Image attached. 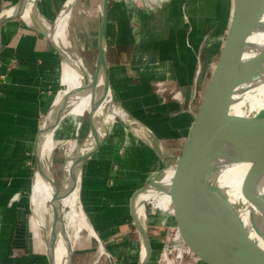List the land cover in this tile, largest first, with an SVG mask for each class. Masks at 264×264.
Instances as JSON below:
<instances>
[{
	"label": "crops",
	"instance_id": "0c3cea01",
	"mask_svg": "<svg viewBox=\"0 0 264 264\" xmlns=\"http://www.w3.org/2000/svg\"><path fill=\"white\" fill-rule=\"evenodd\" d=\"M18 2L0 0L1 18L9 16L2 12ZM66 2L36 0L33 17L20 14L0 24V264H49L30 225L27 182L35 171L32 158L37 133L61 85L62 58L43 30ZM183 3L169 0L147 17L128 5L125 12L108 5L106 77L116 100L146 102L157 97L151 87L159 82H177L181 89L180 84H187L180 79L192 72L194 40L189 44L183 37L187 36L182 25ZM190 88L192 98L195 85ZM155 101L166 111L161 100ZM192 110L188 105L187 111ZM120 130L115 118L109 121L98 135L107 132L108 137L82 166L80 206L95 236L79 235L73 244V264H139V238L129 202L139 182L131 165L144 156H133L131 151L139 147L128 144V137L124 144L118 141ZM163 231H148L152 245L163 240Z\"/></svg>",
	"mask_w": 264,
	"mask_h": 264
},
{
	"label": "water",
	"instance_id": "95a60500",
	"mask_svg": "<svg viewBox=\"0 0 264 264\" xmlns=\"http://www.w3.org/2000/svg\"><path fill=\"white\" fill-rule=\"evenodd\" d=\"M24 4L25 0H19L13 13L3 19L0 16V24L5 19L20 15ZM230 4L222 48L203 88L200 102L190 113L180 151L171 155L155 183L153 181L141 188L154 183L150 193L169 197L171 212L158 209L161 222L166 225L182 264H264V188L259 183V177L264 172V110L260 109L254 115H237L230 111L233 103L240 101L264 78V45L259 46L258 43L261 31L253 27L255 14L264 9V0L259 4L258 0H231ZM107 9L108 0H99V46L93 76L97 78L102 72L105 83ZM58 16L43 33L63 60L60 47L50 35ZM55 111L59 114L61 108L56 107ZM39 134L40 128L34 145L36 168ZM91 152L80 160V169ZM209 157L224 158L225 166L230 167L246 164L240 185L241 200L233 203L227 195L222 197L219 233L214 237L205 233L191 205V188L200 162ZM170 169L169 181H162V176ZM134 195L130 199L129 210L139 238V264H151L152 246L147 229L143 233L136 226ZM146 203L154 202L145 200L144 205ZM51 213L49 244L54 255L62 221L57 204H51ZM51 253L46 252L49 264H53ZM184 254L191 259L182 260ZM67 260L68 264H72V251Z\"/></svg>",
	"mask_w": 264,
	"mask_h": 264
},
{
	"label": "bare ground",
	"instance_id": "6f19581e",
	"mask_svg": "<svg viewBox=\"0 0 264 264\" xmlns=\"http://www.w3.org/2000/svg\"><path fill=\"white\" fill-rule=\"evenodd\" d=\"M35 1L25 0L20 13L27 17H33ZM260 2L261 0H258V4ZM74 3L75 0H69L50 34L63 54L61 75L64 76V80L60 85L53 109L44 117L40 125L36 149L38 168L35 167L31 184V210L40 231L42 245L48 253L53 251L49 244L51 219L46 215L49 210L50 215L52 214L51 204L53 203L58 205L61 212L62 221L57 233L54 255L51 253L53 264H68L67 257L81 231L84 230L89 235L95 236L79 204L82 169H80V160L91 151L92 154L106 140L108 133L98 137L99 133L109 121L120 115L114 103L113 91L104 82L103 73L99 72L97 78L90 77L81 61L68 49L66 28ZM15 8V5L12 6L2 12V15L13 13ZM253 23L254 29L261 31V35L258 37L259 46L264 45V9L255 14ZM48 28L50 27L48 26ZM95 62L97 64V58ZM260 81L240 101L231 105V113L254 115L258 110H264V78ZM56 107L61 108L59 114H56ZM86 114L89 123L88 132L84 140L68 152L61 165L62 176L57 184L52 170V153L56 146L54 135L58 130L63 131V135L66 133L76 135L82 124L81 118ZM91 118L95 119L91 121ZM126 123L128 122L126 121ZM125 130L127 131L126 128ZM97 137L98 140L95 144ZM224 162V158L219 157L202 160L191 188L193 212L205 233L213 237L219 233V212L222 197L227 195L233 203L241 200L240 185L246 164L230 167L225 166ZM162 170L157 174L155 181ZM171 174V169L167 170L162 176V181L168 182ZM259 183L264 188V172L259 177ZM152 185L136 191L133 197L137 217L136 226L143 233L147 226V220L142 195L150 194ZM154 197L158 198L156 206L163 210H166L171 203L167 195L155 193ZM162 260L165 264L168 261H171L172 264L174 259H170L168 254L164 253Z\"/></svg>",
	"mask_w": 264,
	"mask_h": 264
},
{
	"label": "rangeland",
	"instance_id": "374dc122",
	"mask_svg": "<svg viewBox=\"0 0 264 264\" xmlns=\"http://www.w3.org/2000/svg\"><path fill=\"white\" fill-rule=\"evenodd\" d=\"M184 1H186V3H183L181 11L182 25L183 31L187 32V36L184 35L183 37L185 39L187 37L186 42L189 44L194 40L190 58L192 62V74L190 73L189 76L180 79L182 82L187 83L186 85L180 84L184 91L179 88L180 86L177 82H174L173 84H171L172 82L170 84L159 82L151 87L152 90L158 92L156 93L158 94L157 97L152 96L149 101H147V99H145L146 102H140L134 99L126 102L116 99L114 100L116 108L120 114L115 117V124L121 129L120 132L117 133L118 141L124 144V141H127L125 136L128 137V144L131 145L134 143L135 146L139 147L136 148L135 152L131 151L133 156H144L143 159H137L134 161L135 163L131 165L135 171V178L139 177V182L137 184L138 188H136L137 190L152 183L156 179L159 171L163 169L164 164L169 157L179 153L182 142L181 140L184 138L185 129L190 120V111H187L188 105H190L192 109L198 106L203 88L210 77L212 66L222 48L227 29L228 11L231 5V0H183V2ZM68 2L69 0H67L66 4L62 7L59 16ZM168 2L169 0H108V5L110 7H115L117 5L119 10L123 12L126 11V6L128 5L129 8H134L135 10L138 9L140 12L143 11L142 13L147 17L149 13H153L155 9L160 10V8L167 5ZM51 23L53 22H48L47 26ZM131 24L136 26L133 22ZM98 28L99 0H75V3L70 10V17L67 23L66 41L69 51L81 61L88 75L92 78L96 71L95 61L98 54ZM146 35H148V31L145 33V36ZM139 40H141V37ZM137 66L138 65H136V67ZM136 70H138V72L141 71L140 68ZM63 80L64 76L61 75V84L63 83ZM192 82H194V84ZM107 85L109 86L108 81ZM193 85H195V93L192 95V98H190V87ZM155 98L161 100L162 104L166 105V108H163L166 111H161L162 108H160V104L156 103ZM147 106L151 108L149 114L146 112V110H148ZM182 110H184V112L178 113ZM158 116L163 118H158ZM87 118V114L81 118L82 124L79 127V130H77L76 135L71 133L63 135L59 130L54 135L56 146L52 153V170L53 175L57 180V184L62 176L61 165L68 152L75 147V145L80 144L88 132L89 123ZM93 119L95 118H91V121H93ZM126 121L128 123H126ZM139 121L141 122L140 124ZM124 127L127 129V132L124 131ZM123 152L125 153V150H123ZM34 160L35 156L32 158L33 171L36 164ZM83 168L84 167L81 169V174ZM32 179L33 175L27 182L29 194L26 192L24 200L27 202L26 197L28 194L30 225L37 240V244L40 246L42 245L40 231L31 210ZM154 195L155 193L142 195L144 201L151 200L155 203L145 204L147 232L152 228L164 230L162 233L164 236L163 240L156 242L153 245L151 244L153 249L151 264H165L162 260L164 253H167L170 259H174L172 264H182L181 259L177 256V251L173 248V243L170 239L171 236H169L166 225L161 222L160 209L156 207L158 198L154 197ZM67 199L68 197L66 196V200ZM165 211L171 212V203ZM49 212L50 210L46 216L51 219ZM85 232L86 231L83 230L80 234H85ZM177 238L179 237L177 236ZM170 250L171 253H169ZM185 258L191 259L189 255L184 254L182 260ZM170 262L171 261H168L166 264H171Z\"/></svg>",
	"mask_w": 264,
	"mask_h": 264
},
{
	"label": "built area",
	"instance_id": "2783aa9c",
	"mask_svg": "<svg viewBox=\"0 0 264 264\" xmlns=\"http://www.w3.org/2000/svg\"><path fill=\"white\" fill-rule=\"evenodd\" d=\"M169 253H171V250L169 251Z\"/></svg>",
	"mask_w": 264,
	"mask_h": 264
}]
</instances>
